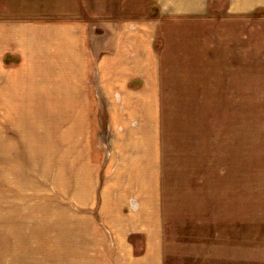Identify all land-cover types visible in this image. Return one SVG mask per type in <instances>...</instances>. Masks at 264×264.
I'll return each instance as SVG.
<instances>
[{"label": "rangeland", "instance_id": "374dc122", "mask_svg": "<svg viewBox=\"0 0 264 264\" xmlns=\"http://www.w3.org/2000/svg\"><path fill=\"white\" fill-rule=\"evenodd\" d=\"M118 2L0 0V20L84 19ZM212 4L158 35L165 264H264V7L234 17L229 0ZM21 78L0 107V264H105L107 229L73 197L84 156L60 109L34 106L45 77Z\"/></svg>", "mask_w": 264, "mask_h": 264}, {"label": "crops", "instance_id": "0c3cea01", "mask_svg": "<svg viewBox=\"0 0 264 264\" xmlns=\"http://www.w3.org/2000/svg\"><path fill=\"white\" fill-rule=\"evenodd\" d=\"M124 1L114 15L99 7L84 19L0 20V107L21 77L44 76L45 100L34 106L59 108L63 139L84 156L73 197L107 229L105 264H165L158 35L162 23L208 17L213 0H140L134 14ZM262 7L229 0L227 12Z\"/></svg>", "mask_w": 264, "mask_h": 264}]
</instances>
